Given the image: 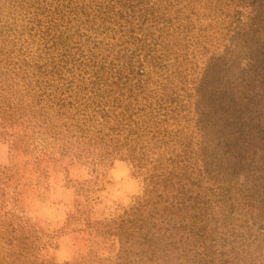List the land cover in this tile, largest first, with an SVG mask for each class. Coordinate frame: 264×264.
I'll use <instances>...</instances> for the list:
<instances>
[{"label":"trees","instance_id":"trees-1","mask_svg":"<svg viewBox=\"0 0 264 264\" xmlns=\"http://www.w3.org/2000/svg\"><path fill=\"white\" fill-rule=\"evenodd\" d=\"M253 4L0 0V143L52 170L84 161L88 182L121 158L146 179L130 217L88 220L101 239L92 238L89 264H264V121L230 109L240 95L221 75L239 58L253 63L237 52V28L264 48ZM39 133L59 148L29 151ZM5 167L0 264H60L41 257L32 225L6 209L17 175ZM95 189L77 194L88 203Z\"/></svg>","mask_w":264,"mask_h":264},{"label":"rangeland","instance_id":"rangeland-1","mask_svg":"<svg viewBox=\"0 0 264 264\" xmlns=\"http://www.w3.org/2000/svg\"><path fill=\"white\" fill-rule=\"evenodd\" d=\"M253 1L261 25L255 23L252 27L257 29L255 36L264 38V0H249ZM236 35L237 52L248 53L253 63L245 68L240 61L242 58H239L221 66L224 67L221 75L226 74L231 79L233 90L240 95L239 103L233 101L229 104L230 109L240 116L244 115L241 116L243 121H248L249 117L256 122L264 121V64H260L259 60V52L264 48L250 41L249 35L240 28H237ZM222 78L216 84L224 87ZM40 134L28 140L32 143L29 151L32 149L37 153L59 148L61 142L58 138ZM15 152H19V157ZM76 161L69 164V158H65L60 168L52 170L50 162L23 155V151L14 150L8 142L0 143V167H13L17 175L7 188L6 209L16 216L23 215L24 221L29 222L26 225H32L33 245L46 247L39 251L41 257L50 262L62 264L78 258L89 264L86 257L93 245L92 238L95 235L97 241L101 239L100 230L92 224L88 226V220L109 221L130 217L145 184L146 179L138 175L136 163L130 159H115L103 178H94L93 175L89 182L86 179L91 177L90 165ZM97 185L100 187L98 190L95 189ZM87 186L94 187L96 192L92 196L94 200L85 203V197L78 195L77 191ZM115 247L117 253H125L122 235L116 237ZM103 248L107 254V246Z\"/></svg>","mask_w":264,"mask_h":264}]
</instances>
